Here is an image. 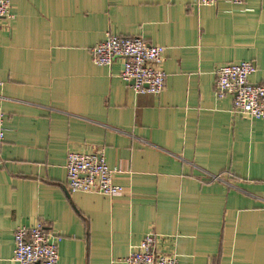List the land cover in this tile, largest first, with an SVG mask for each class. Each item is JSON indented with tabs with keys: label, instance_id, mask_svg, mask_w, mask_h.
<instances>
[{
	"label": "crops",
	"instance_id": "1",
	"mask_svg": "<svg viewBox=\"0 0 264 264\" xmlns=\"http://www.w3.org/2000/svg\"><path fill=\"white\" fill-rule=\"evenodd\" d=\"M0 19V264L45 226L59 264H126L149 234L179 264H264V120L215 96L216 69L264 84V0H9ZM166 49L165 89L137 95L107 35ZM104 149L121 195L69 193L67 156ZM220 178V179H217Z\"/></svg>",
	"mask_w": 264,
	"mask_h": 264
},
{
	"label": "built area",
	"instance_id": "2",
	"mask_svg": "<svg viewBox=\"0 0 264 264\" xmlns=\"http://www.w3.org/2000/svg\"><path fill=\"white\" fill-rule=\"evenodd\" d=\"M218 0H195L198 7L216 5ZM241 5L244 0H230ZM13 18L9 0H0V19ZM166 49L149 45L145 39L118 37L108 34L105 41L92 50V60L99 67H111L123 61L121 79L131 84L137 95L163 93L167 75L163 69ZM256 72L253 63L243 61L226 64L216 69L215 96L218 100L233 97V113L264 120V84L253 83ZM5 113L0 104V147L5 142ZM67 189L69 193L99 194L107 197L121 195L124 188L114 182L113 170L106 163L104 149L92 153L71 152L67 156ZM220 179V178H217ZM13 260L16 264H59V246L42 223L33 228L20 227L15 232ZM157 236L147 235L126 260V264H179L178 256L160 254Z\"/></svg>",
	"mask_w": 264,
	"mask_h": 264
}]
</instances>
